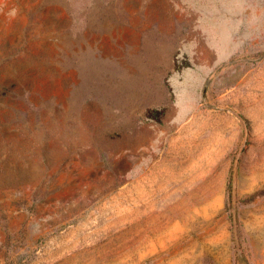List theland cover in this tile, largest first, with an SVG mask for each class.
Masks as SVG:
<instances>
[{"label": "rangeland", "instance_id": "374dc122", "mask_svg": "<svg viewBox=\"0 0 264 264\" xmlns=\"http://www.w3.org/2000/svg\"><path fill=\"white\" fill-rule=\"evenodd\" d=\"M0 264H264V0H0Z\"/></svg>", "mask_w": 264, "mask_h": 264}]
</instances>
